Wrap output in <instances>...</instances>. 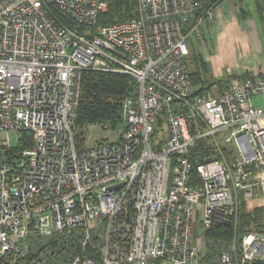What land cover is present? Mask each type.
Listing matches in <instances>:
<instances>
[{
	"label": "built area",
	"instance_id": "2783aa9c",
	"mask_svg": "<svg viewBox=\"0 0 264 264\" xmlns=\"http://www.w3.org/2000/svg\"><path fill=\"white\" fill-rule=\"evenodd\" d=\"M214 5L137 0L99 25L105 0H0V264H264V227L241 224L257 198L264 218V77L212 92L186 64ZM85 71L134 89L117 140L78 150Z\"/></svg>",
	"mask_w": 264,
	"mask_h": 264
},
{
	"label": "trees",
	"instance_id": "16d2710c",
	"mask_svg": "<svg viewBox=\"0 0 264 264\" xmlns=\"http://www.w3.org/2000/svg\"><path fill=\"white\" fill-rule=\"evenodd\" d=\"M107 3L106 10L100 14L98 24H111L119 21H127L136 17L137 1L136 0H105ZM221 0H214L215 5ZM259 76L264 77V74ZM190 77L194 85L205 89L199 85L200 79L198 74H191ZM201 86V87H200ZM134 89L133 81L121 74H109L93 71H85L82 74L79 103L77 108V119L73 127L74 140L78 150L85 149L86 134L85 131L89 126H99L102 129L110 131L116 130L121 124V100L131 90ZM202 90L200 89V92ZM26 141L30 135L23 132ZM23 142L19 148L30 147V142ZM103 141L94 142L93 145ZM92 145V146H93ZM90 146V145H88ZM87 146V147H88ZM193 173V172H192ZM195 173L192 174V177ZM241 224L247 230H261L263 212L259 203V198L252 202L245 203L242 206ZM262 226V228H260ZM220 236L222 230L214 229ZM64 249L56 253L60 260L65 259ZM32 256L31 254L29 255ZM49 264H54V261Z\"/></svg>",
	"mask_w": 264,
	"mask_h": 264
},
{
	"label": "rangeland",
	"instance_id": "374dc122",
	"mask_svg": "<svg viewBox=\"0 0 264 264\" xmlns=\"http://www.w3.org/2000/svg\"><path fill=\"white\" fill-rule=\"evenodd\" d=\"M224 1L225 0L219 1L217 3L218 6ZM233 1L235 4L238 0ZM215 27L216 24H213L211 34L205 36L202 43H198L194 40H189L187 43L189 51L186 58L187 69L192 75L198 74L200 79L199 85L209 88L212 92H216L219 85H222L231 79H241L250 74H254L253 72H256L257 74H259V71L264 72L263 70L258 69L259 67L264 68L261 66V64H264L262 56L264 55V49L258 51V47L256 49L255 44L248 45V48H246L243 47L241 42L234 38L217 36L218 34ZM253 102L263 107L262 101L254 100ZM119 130L120 129L117 128L114 131H110L107 128L102 129L99 126H89L85 131L86 141L84 146L86 148L88 145L92 146L94 142L99 141H116L120 135ZM9 136L10 145L11 147H14L16 145V133L10 132ZM19 137L20 139H23L25 138V135L19 133ZM4 139L5 137L2 135V138L0 139V150L3 160L5 159V148L1 146V142ZM223 156L226 158V155ZM199 214L200 210H197V220L199 219ZM262 221V226H264V218H262ZM262 226H260V228H262ZM192 234L195 238L202 234L196 221L193 224Z\"/></svg>",
	"mask_w": 264,
	"mask_h": 264
},
{
	"label": "crops",
	"instance_id": "0c3cea01",
	"mask_svg": "<svg viewBox=\"0 0 264 264\" xmlns=\"http://www.w3.org/2000/svg\"><path fill=\"white\" fill-rule=\"evenodd\" d=\"M217 6L214 7L215 18L212 23V27L216 24L217 36L234 38L246 48L255 44L258 51L264 49V0H238L235 4L233 0H225ZM261 66L264 67V64ZM258 69L264 71V68Z\"/></svg>",
	"mask_w": 264,
	"mask_h": 264
}]
</instances>
